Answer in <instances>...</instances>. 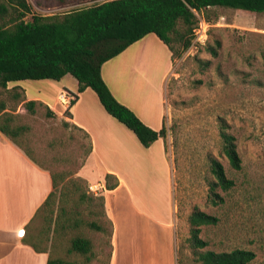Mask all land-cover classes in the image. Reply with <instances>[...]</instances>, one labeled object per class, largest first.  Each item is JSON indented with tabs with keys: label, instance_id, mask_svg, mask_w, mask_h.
I'll list each match as a JSON object with an SVG mask.
<instances>
[{
	"label": "rangeland",
	"instance_id": "374dc122",
	"mask_svg": "<svg viewBox=\"0 0 264 264\" xmlns=\"http://www.w3.org/2000/svg\"><path fill=\"white\" fill-rule=\"evenodd\" d=\"M100 1L103 0H28L32 11L40 15L62 13ZM196 16L197 26L200 20L207 24L206 39L200 42L193 38L190 47L179 56L171 53V67L163 87L166 136L162 139L171 168L170 200L162 195L158 186L160 179L153 169L145 174L158 187V200L151 193L146 175L135 180L132 192L125 188L117 192L114 205L122 225L117 242L118 264H134L135 257L143 256L141 249L146 231L142 217L131 213L135 201L145 211L151 212L154 205L161 208V218L151 221L147 231V235L153 234L157 241L156 248L153 247L157 258L172 251L173 233L168 226L171 217L175 264H198L188 241V216L197 209L218 219L215 224L200 227V236L208 242L203 249H248L255 253L250 264H264V12L217 6ZM144 37L149 49L147 58L153 61L155 77H158L169 61V50L155 34ZM142 39L130 45L122 58L139 52L144 44ZM211 46L216 48V55L209 52ZM119 60L121 56L104 65L103 75L107 80L112 75L109 74L113 71L111 66ZM122 62V65L127 63L126 59ZM55 82L26 79L14 83H19L28 97L39 96L51 102L62 86L76 89V79L70 74L60 83ZM13 87L8 90L0 87V100H5L9 110L16 112L14 123L28 127L20 138L22 147L63 178L61 199L58 200L56 194L53 204L37 214L27 230L29 236L41 247L51 250L53 256L61 257H67L71 237L89 238L93 252L91 261L75 256L76 253L71 257L80 264H108L110 225L105 198L102 196L103 205L100 204L97 197L88 192L89 182L83 178L78 180L79 176L75 175L89 148L88 137L59 115L46 116L44 105H37L35 114L21 111L11 94L24 96V91L19 86ZM112 89L118 96L115 87ZM88 92L82 102L97 100L94 91ZM138 98L144 99L137 93ZM60 108L63 115H67L69 107ZM222 127L235 136L242 159L240 170L231 167L223 152ZM212 160L222 165L227 178L234 182L232 187L223 189L216 185L211 193L210 187L215 182ZM91 221L102 224L103 230L88 226Z\"/></svg>",
	"mask_w": 264,
	"mask_h": 264
},
{
	"label": "trees",
	"instance_id": "16d2710c",
	"mask_svg": "<svg viewBox=\"0 0 264 264\" xmlns=\"http://www.w3.org/2000/svg\"><path fill=\"white\" fill-rule=\"evenodd\" d=\"M217 6L255 13L264 12V0H103L62 13L40 15L32 11L28 0H0V87L7 89L8 82L26 79L58 81L66 74H70L78 83L77 94H71L73 99L70 106L75 103L78 93L87 87L91 88L106 112L131 130L144 147H148L158 138H165L164 122L160 129L154 130L133 110L120 103L102 78L101 67L106 61L150 33L155 34L172 55L179 56L192 43L198 21L196 13ZM206 19L209 20L208 17ZM208 50L212 55H216L214 46ZM11 98H15L18 104L22 102L21 111L35 114L36 106L44 105L46 116L53 115V111L41 101L25 100L23 95L15 92L11 94ZM4 110L9 108L5 100H0V131L51 174L53 190L35 213L34 219L41 210H47L53 204L56 194L58 200L61 199L63 178L54 174L49 167L37 161L22 147L20 138L24 136L28 127L14 123L15 114ZM64 124L69 125L68 122ZM73 126L79 129L76 125ZM220 136L223 152L231 167L240 170L242 159L237 150L235 136L223 127ZM90 149L89 144L86 155ZM211 171L215 177V182L210 187L211 193H214L216 185L223 189L233 186V180L227 178L218 161H211ZM77 179L81 180V177ZM110 179L113 180L112 183ZM105 180L107 189L117 186L118 181L113 174L107 173ZM94 197L103 205L102 195ZM84 198L83 194L81 200ZM88 199L91 200V197ZM107 221L110 225L108 230L110 257L112 222L109 219ZM217 221L216 216L197 209L188 216L190 225L188 241L198 264H250L255 258V253L248 249L234 248L230 251L203 249L208 242L200 236V227L215 224ZM57 225L56 220L55 227ZM88 226L103 230L102 224L96 221L89 222ZM61 227L64 229L66 226L63 224ZM28 228L29 226L26 230ZM26 230L22 236L36 252H49L47 264H80L71 257L73 253L88 262L93 257L89 238L73 236L69 239L67 257L53 256L51 250L46 246L41 247L29 234L26 238L24 236Z\"/></svg>",
	"mask_w": 264,
	"mask_h": 264
},
{
	"label": "crops",
	"instance_id": "0c3cea01",
	"mask_svg": "<svg viewBox=\"0 0 264 264\" xmlns=\"http://www.w3.org/2000/svg\"><path fill=\"white\" fill-rule=\"evenodd\" d=\"M145 39L147 38L143 37L141 43L144 44L139 52H131L127 58H122L129 49L127 47L122 53L106 61L101 67V75L113 96L120 103L133 110L147 126L158 130L164 122L163 87L171 67V52L169 51V61L165 62L164 69L158 77H155V68L152 67L153 61L147 58L149 57V49L145 44L147 43ZM120 56V62H115L111 66L113 71H109V74L112 75H109L108 81L103 75L104 65ZM125 59L127 63L122 65V61ZM124 68L128 70H124ZM67 75L58 81L54 80L55 83H60ZM13 86H19L23 89L19 83L14 82H8L6 88ZM77 86V80L76 89L62 86L53 102L39 96L28 97L24 89L23 91L25 100L43 102L53 111V115H59L65 121L76 125L88 137L91 149L75 175L85 179L89 184L101 182L105 185L102 196L105 198L107 217L112 222V250L108 264H118L117 242L122 225L114 205L118 199L117 192L123 188L132 192L136 183L135 180L145 176L149 169H153L157 171V177L160 179L158 186L162 190V195L170 200L171 168L162 138H158L148 147H144L131 130L106 112L97 95V100L93 98V103L82 102L84 95L92 90L89 87L78 93L75 103L69 106L67 115H63V110L60 107L65 105L61 103L59 104L61 106L58 105L57 95L62 90L69 94H77ZM111 86L115 87L118 96ZM137 93L144 99H136ZM81 102L82 105L80 106ZM21 104L22 102L19 103L20 106ZM4 111L16 113L11 110ZM107 173L113 174L118 181L117 186L113 189L106 188L105 175ZM146 177L149 180L154 199L158 200V187H155L152 178L147 175ZM52 190L53 183L50 171L32 160L23 149L0 131V264H47L49 252H36L24 240L21 233L27 229L35 213ZM170 206L172 208L171 204ZM131 209L134 216L142 217V226L146 231L141 249L143 256L142 258L135 257L134 264H175V233L171 217L168 226L173 233L172 251L169 255L165 254L161 258H157L153 254V247L156 248L157 241L153 234L147 235V231L151 226V221H158L161 218L160 206L154 205L149 212L142 209L135 201L131 205ZM126 223L130 224V222ZM27 235L26 230L24 236L27 238Z\"/></svg>",
	"mask_w": 264,
	"mask_h": 264
},
{
	"label": "built area",
	"instance_id": "2783aa9c",
	"mask_svg": "<svg viewBox=\"0 0 264 264\" xmlns=\"http://www.w3.org/2000/svg\"><path fill=\"white\" fill-rule=\"evenodd\" d=\"M207 24L204 22V20H200L198 26L194 29V37L197 41H204L206 39V26ZM192 44V43H191ZM71 94H69L67 91L62 90L57 95V100L59 103L70 106L71 100H72ZM105 190L104 183L101 182H95L93 184L88 185V192H90L94 196L102 195V193Z\"/></svg>",
	"mask_w": 264,
	"mask_h": 264
},
{
	"label": "snow or ice",
	"instance_id": "6c2138e0",
	"mask_svg": "<svg viewBox=\"0 0 264 264\" xmlns=\"http://www.w3.org/2000/svg\"><path fill=\"white\" fill-rule=\"evenodd\" d=\"M21 235H23V233H21Z\"/></svg>",
	"mask_w": 264,
	"mask_h": 264
}]
</instances>
